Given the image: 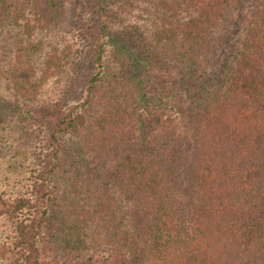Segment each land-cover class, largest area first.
I'll return each instance as SVG.
<instances>
[{
  "label": "trees",
  "instance_id": "1",
  "mask_svg": "<svg viewBox=\"0 0 264 264\" xmlns=\"http://www.w3.org/2000/svg\"><path fill=\"white\" fill-rule=\"evenodd\" d=\"M0 264H264V0H0Z\"/></svg>",
  "mask_w": 264,
  "mask_h": 264
},
{
  "label": "rangeland",
  "instance_id": "2",
  "mask_svg": "<svg viewBox=\"0 0 264 264\" xmlns=\"http://www.w3.org/2000/svg\"><path fill=\"white\" fill-rule=\"evenodd\" d=\"M89 64H87L86 63V65H83L82 66V69H81V71H80V76H79V78L81 77V76H85V73L89 70Z\"/></svg>",
  "mask_w": 264,
  "mask_h": 264
}]
</instances>
